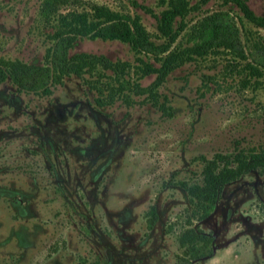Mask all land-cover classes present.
I'll list each match as a JSON object with an SVG mask.
<instances>
[{
  "label": "rangeland",
  "instance_id": "1",
  "mask_svg": "<svg viewBox=\"0 0 264 264\" xmlns=\"http://www.w3.org/2000/svg\"><path fill=\"white\" fill-rule=\"evenodd\" d=\"M41 1L0 0V56L42 61L55 21L42 18ZM135 1L69 0L58 10L105 4L138 15L150 39L164 41L157 16L165 4ZM246 2L264 15V0ZM228 6L208 0L190 11L168 50L189 43L188 26L205 12L224 9L237 21L240 12ZM241 21L249 29L238 33L245 56L207 54L175 67L156 88L164 111L146 91L117 89L109 70L99 81L68 75L46 95L0 83V264H174L186 218L212 236L211 255L191 264H264L263 170L224 184L199 220L189 216L183 186L200 180L215 152L264 146V76L244 67L264 69V28ZM74 51L128 61L123 81L142 87L155 74L140 76L136 57L159 64L118 39L80 37Z\"/></svg>",
  "mask_w": 264,
  "mask_h": 264
},
{
  "label": "trees",
  "instance_id": "2",
  "mask_svg": "<svg viewBox=\"0 0 264 264\" xmlns=\"http://www.w3.org/2000/svg\"><path fill=\"white\" fill-rule=\"evenodd\" d=\"M66 1L69 0L41 1L39 13L42 18H53L55 21L52 24L54 27L49 38L50 44L45 48L42 61L33 63L0 56V83L8 79L18 91L46 95L68 75L73 74L87 82L99 81L98 77L109 70V75L118 82L117 89L127 85L137 92L146 91L152 105L164 111L166 106L162 101L158 102L156 88L175 67L196 57L221 52L243 58L245 55L238 35L239 27H244L241 18L247 23L264 28V15L255 13L246 0H221L224 5H229V8L234 6L240 12L241 16L236 17L238 22L234 20V15L224 9L205 12L188 26L186 39L189 43L168 50L170 43L185 26L182 18L190 11L200 9L208 0H195L193 3H189V0H157L160 4H165L157 16V29L165 40L157 44L150 39L136 14L118 12L96 2H89L87 8L80 10L60 12L58 8ZM132 2L137 3L135 0ZM176 16L180 20L176 28H173ZM243 30L249 32L248 28ZM80 37L118 39L128 43L136 53H151L159 63L157 66L137 56L138 63L135 67L140 76L154 73L153 80L145 87L135 81H123L122 75L130 65L128 61L111 60L103 54L86 51L69 52L74 41ZM244 67L250 74L264 76V69H260L255 63L247 61ZM84 74L96 75L93 78L95 80H87L83 77ZM112 98L109 93L105 101H111ZM95 99L100 104L104 103L99 96ZM206 162L199 181L183 184L188 207L190 206L189 216L198 220L210 212L224 184L252 169L264 171V146L247 151L236 150L226 155L215 152ZM154 221V211L150 207L145 218L146 227L151 228ZM186 221L187 225L181 227L176 236L180 252L175 254L174 264H191L193 260L212 253V236L200 227L191 225L189 218Z\"/></svg>",
  "mask_w": 264,
  "mask_h": 264
}]
</instances>
